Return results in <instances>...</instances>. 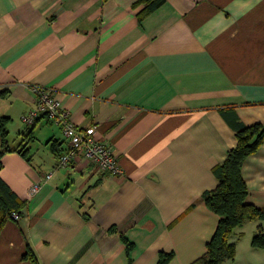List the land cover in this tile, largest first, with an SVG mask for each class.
<instances>
[{
	"label": "crops",
	"instance_id": "obj_1",
	"mask_svg": "<svg viewBox=\"0 0 264 264\" xmlns=\"http://www.w3.org/2000/svg\"><path fill=\"white\" fill-rule=\"evenodd\" d=\"M34 85L52 88L77 128L97 124L120 175L83 159L54 167L60 127L20 119ZM0 114L24 152L1 156L22 204L0 230V264H31L27 246L40 264H157L161 251L188 264L217 223L201 198L213 166L238 125L264 122V0H0ZM242 175L246 202L264 209V139ZM258 224L234 228L221 264H264L250 244Z\"/></svg>",
	"mask_w": 264,
	"mask_h": 264
},
{
	"label": "trees",
	"instance_id": "obj_2",
	"mask_svg": "<svg viewBox=\"0 0 264 264\" xmlns=\"http://www.w3.org/2000/svg\"><path fill=\"white\" fill-rule=\"evenodd\" d=\"M163 1L146 0V8L152 10ZM9 120L8 116L0 114V166L1 156L5 151H18L24 155L23 146L16 148L8 144ZM235 134L236 144L227 151L224 160L212 168L217 179L216 186L205 190L201 195L205 205L217 215L215 229L206 242L204 252L188 264H221L224 260L233 258L235 245L229 241V237L234 228L244 220L264 218L263 208L246 202L248 189L242 175L244 159L254 153L264 139V122L238 125ZM21 204L17 195L0 178V230L7 219H13L11 213L18 212ZM250 244L254 248L264 247V230L261 224L257 225ZM171 256L172 252H159L157 264H165ZM23 257L31 264H40L30 246H27Z\"/></svg>",
	"mask_w": 264,
	"mask_h": 264
},
{
	"label": "built area",
	"instance_id": "obj_3",
	"mask_svg": "<svg viewBox=\"0 0 264 264\" xmlns=\"http://www.w3.org/2000/svg\"><path fill=\"white\" fill-rule=\"evenodd\" d=\"M35 101L32 107L22 113L20 119L25 124H32L37 118L44 117L51 123L60 127L62 135L67 139L66 148L60 152L55 161V168L73 167L81 159L87 160L95 168L113 175H120L122 170L111 148L103 141L93 136L97 124L86 129H79L71 121L68 110L62 106L60 99L50 87L34 85ZM51 173L44 175V180ZM40 188V183L35 182L30 186L29 195ZM13 219L19 217L17 211L11 213Z\"/></svg>",
	"mask_w": 264,
	"mask_h": 264
},
{
	"label": "rangeland",
	"instance_id": "obj_4",
	"mask_svg": "<svg viewBox=\"0 0 264 264\" xmlns=\"http://www.w3.org/2000/svg\"><path fill=\"white\" fill-rule=\"evenodd\" d=\"M12 138H13V135H9V136H8V144H9L10 146L13 145V140H14V139H12Z\"/></svg>",
	"mask_w": 264,
	"mask_h": 264
}]
</instances>
